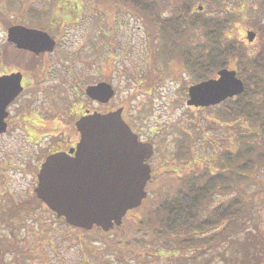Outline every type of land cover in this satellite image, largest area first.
<instances>
[{"label":"rangeland","instance_id":"obj_1","mask_svg":"<svg viewBox=\"0 0 264 264\" xmlns=\"http://www.w3.org/2000/svg\"><path fill=\"white\" fill-rule=\"evenodd\" d=\"M12 1L13 3H9L8 0H0V51L3 39L2 27L6 28V26L19 21L15 15L17 10L21 9L24 11L32 6L46 10L45 8L50 4L49 2L51 1L53 4L55 0ZM75 1L77 0H71V3L74 4L73 8H76V6L81 8L82 1L84 10L86 9L91 13L98 10V8L108 14L110 13V9L112 10V7L106 0H79L76 4ZM252 1L254 4V0ZM56 2H60V0H56ZM236 3H238L237 0H230L229 8L235 10L237 8ZM198 4L203 5L202 2H195L194 7H197ZM21 5H23V8H21ZM238 6L241 8L243 5L240 4ZM252 14H255L259 26L264 28V15L259 13V10L252 11ZM246 18L243 23L236 21L233 25L234 27L231 29L234 31L235 36L243 41L248 50L253 51L258 45L259 36H257L258 39L256 37L253 41H248L246 39V31L254 30L257 34L258 31L252 27V19L248 18V16ZM139 20L138 17L129 13L120 14L118 17L115 39L112 42V46H106L109 47V52L113 55L115 68L114 72L111 71L110 74L109 72L107 74L105 70V64L108 67L106 56L109 53L105 50L106 47L100 48L99 55L95 56L92 47L84 43L89 38L88 33L90 34L93 31L91 29L93 26L89 28L90 23L87 26V23L83 20L82 22L75 23L74 25L78 26V28L69 33L76 38V44H72L74 47H68L66 43L63 45L64 48H67H65L67 50L66 53H64V50H60L56 54L51 55L50 58L49 56H44L47 61L50 59V61L68 64L66 62V57L70 53L68 51L77 49L72 54L73 56L69 55L77 58L75 64L77 70L73 77L76 79L84 78V81L80 85H85L86 82H96L99 77L101 81L108 79L115 88V94L110 100V105L123 106V116L129 117L128 113H130L135 123L143 128L150 127L152 131L159 129L158 133L152 136H156L154 140L158 144L159 150L149 160V164L153 170L151 172V182L147 185L148 195L142 200L140 207L128 212L122 220V224L118 226L125 229L132 228V223H129L128 220L136 218L145 210H149L147 207L148 203H158L163 194L172 193L173 189L177 187L179 180L185 181V177L182 176L183 174L190 172V169H192L191 171H197L205 163L212 165L216 154L221 150L220 146L226 145L225 140H228L230 135L228 132L233 130L232 125L208 124L209 118L204 115L213 116L215 109L210 108L212 106L201 109L192 106L190 108L187 107L185 104L186 100H181L183 96L187 99V92L185 94L180 90V86L182 85L180 80L178 83L173 81L170 76L163 75V64L158 63V65H155V68L149 69L148 34ZM103 40L105 41L106 37ZM80 41L81 44L82 42L84 44H79L78 42ZM150 42H153L154 46H157L159 43L155 38ZM12 52L10 47L6 49L5 55L9 56L10 59L7 61L6 66L0 65V73L5 70L3 69L5 67L7 71L18 68V66L14 65L16 55ZM96 57H100L98 60L100 63V74L95 72L94 76L89 75V73H92V64ZM79 67H81L80 69L83 68L82 72L78 70ZM147 69L151 70L150 72L152 73L158 74L157 78L161 81L155 82L151 87H147L146 85L141 86L143 78H146V75L149 73L143 78L140 74ZM37 70L39 69L34 68L35 73L38 72ZM43 71L39 70L37 79H41L40 76L43 74ZM28 76L29 79H32L30 75ZM181 76L187 78V75L183 73ZM73 77L60 75L58 80L52 81V83L46 84V81L38 83L36 84L38 85V91L35 90L36 94H34L35 92L31 93L35 97V100H38V102L35 101L34 106H37L40 99L46 94L45 102L48 106L46 110L48 114H53V116L48 115L47 117L49 125H51V122L61 121L60 117H57V112H59L57 109L65 106L62 104L60 98L65 95H71L69 84L73 82ZM181 81L184 82L183 79ZM56 83H61L64 91L59 85L55 87ZM187 83V86L194 84L188 81ZM45 85L47 86L44 88L46 93L40 89ZM48 86H51V88L49 89ZM68 98H71V96ZM198 123L203 127H199ZM162 129L165 130L163 134ZM180 131L191 132L194 140H192L193 155L189 160L185 158L179 159L181 160L180 163L176 164L177 161H173V154L177 142L181 138ZM212 138H215L216 144L212 141ZM47 141L48 139L45 144ZM3 142V140H0V147ZM213 147L215 150H213ZM213 151H216V153L213 154ZM180 153L183 154L182 151ZM188 161L191 163H188ZM28 178V176H26V179L21 177L18 180L19 185L15 184L13 186V189H15L13 196L19 202L14 207L17 213L15 217L17 218L14 219L13 232L10 234V229L5 222L0 221V244H10L12 242L16 244L6 251H2L1 256L3 260H1L0 264H179L175 262V257L187 258L186 264H192L191 260H195L197 263L199 262L198 264H201L208 259L209 264H251V261L255 264L256 259H259L258 264H264V167L256 171L250 183L240 184L242 196L251 197L254 203V217L247 224L248 230L235 232L229 237V239H235L238 243H241L242 247L238 246L235 242L228 243L229 239H227L215 247L207 248L201 255H196L195 259L190 258L192 252L180 251L175 254V257L172 252L168 255L159 253V251L154 252L145 242V240L149 241L150 237L143 234H140V236L145 238L143 241L145 244L143 250L139 252H134L137 249L125 252L115 246H109L105 240H108L110 244H114L116 240L118 242L123 240L125 232L121 228H112L106 232V236H102L95 229L85 231H82L84 229H74L63 219L60 218L61 220H59L50 211L37 206L38 198L34 197V192L32 186L29 185ZM231 195H219L216 197V200L228 199ZM3 197L0 196V203L3 202ZM2 204H6V202ZM123 221L125 222L123 223ZM134 235L136 234H132L128 238L132 239ZM129 242L133 244L131 240ZM247 242H250L248 245L250 250L247 255L251 253V259L244 258L246 252L243 253V248H245L243 243Z\"/></svg>","mask_w":264,"mask_h":264},{"label":"trees","instance_id":"obj_2","mask_svg":"<svg viewBox=\"0 0 264 264\" xmlns=\"http://www.w3.org/2000/svg\"><path fill=\"white\" fill-rule=\"evenodd\" d=\"M106 1L112 7V13L130 5L133 12L141 15L148 34L149 69L155 68L158 63L163 64V75L170 76L178 83L180 80V90L184 93L187 92V81L196 83L215 77L222 68L234 69L244 83L240 94L210 107L215 109L213 116L204 115L208 116L210 125L227 124L233 128L228 132L230 135L225 140L226 145L220 146L221 150L216 154L212 165L205 163L197 171L190 169V172L183 174L185 181L179 180L172 193L163 194L158 203H148L149 210L128 220L132 223V228L115 226L114 228H121L126 234L122 241L116 240L114 244H110L105 240L109 246L125 252L133 249H137L134 252H139L146 242L154 252L166 255L172 252L174 257L180 251L192 252L190 258L195 259L196 255L224 242L235 232L247 231V224L254 217L252 198L242 196L240 184L250 183L256 171L264 167V29L259 27L255 14H252L255 8L258 9V3L255 0L254 4L252 0H237V8L231 10L230 0ZM263 1L259 0V13L264 15V6L261 5ZM8 2L13 3L12 0ZM195 2L203 3L201 11L194 7ZM240 4L243 5L241 8L238 6ZM72 7L74 6H70ZM246 16L252 19V27L260 33L258 45L253 51H249L231 29L236 21L243 23ZM154 38L159 42L157 46L150 42ZM106 59L108 64L113 60L112 56ZM150 71L147 69L140 74L143 78L149 73L143 78L141 86L151 87L155 82L161 81L157 78L158 74ZM182 73L187 78L181 76ZM184 97L181 98L182 101ZM198 126L203 127L199 123ZM182 136L183 140H178L181 150L178 149L189 160L192 158L190 148L193 137L188 132H183ZM212 141L216 144L215 138ZM229 194L232 195L228 199L216 200L219 195ZM37 206L50 211L39 199ZM93 229L102 236L107 235L98 227ZM129 229L132 230L125 231ZM132 234L136 235L132 239L128 238ZM140 234L148 235L150 240L146 241ZM230 242L242 247L235 239H229L228 243ZM250 242L243 243V253L246 252L244 258L247 259L252 256L251 253L247 255ZM14 245L16 244L13 242L0 244V262L3 260L2 251ZM191 261L192 264L199 263ZM258 261L256 259L255 264ZM175 262L186 264L187 258L175 257ZM203 263L209 264V259Z\"/></svg>","mask_w":264,"mask_h":264},{"label":"water","instance_id":"obj_3","mask_svg":"<svg viewBox=\"0 0 264 264\" xmlns=\"http://www.w3.org/2000/svg\"><path fill=\"white\" fill-rule=\"evenodd\" d=\"M246 35L252 41L255 32L248 30ZM8 40L34 53L54 47L46 32L22 26H11ZM21 90L20 72L0 75V133L5 129L6 106ZM242 90L243 82L235 70L222 68L216 78L191 85L186 103L207 107ZM86 94L106 103L114 89L102 81L87 86ZM122 111L118 107L81 116L76 121L80 134L76 147L69 153H52L41 164L36 197L71 226L85 230L96 226L106 232L120 225L127 211L138 207L147 196L145 187L151 177L147 160L154 152L153 145L138 139Z\"/></svg>","mask_w":264,"mask_h":264},{"label":"flooded vegetation","instance_id":"obj_4","mask_svg":"<svg viewBox=\"0 0 264 264\" xmlns=\"http://www.w3.org/2000/svg\"><path fill=\"white\" fill-rule=\"evenodd\" d=\"M78 1L79 0L75 1V4ZM255 1L259 5V0ZM49 3L50 4H48V6L45 8L46 10H44V8L33 7L32 5V7H28L24 11L21 9L17 10L15 15L16 18H19H17L19 21L15 24L6 26V28L2 27L3 39L1 41L2 45L0 51V65L2 64L1 66H6L7 61L10 59L9 56L7 57L5 55L6 49L10 47L13 51L12 53L16 55L14 59V65L18 66V68L7 71L5 67L3 68L5 70H3L0 75L20 72L22 85V90L6 106V116L4 118L5 129L0 133V140L4 141L0 147V196H4L2 200L3 202L0 203V221L5 222V224L10 229V234L13 232L12 227L14 219L17 218L15 217L17 213L14 207L16 203L18 204L19 202H17V199H15L13 196V191L15 190L13 189V186L15 184L19 185L18 180H20L21 177L26 179V176H28L29 185L32 186L35 197V188L38 183L37 175L45 158L48 155L56 152L64 151L69 153L70 149H74L76 147V144L80 138L79 131L76 128V121L81 116L86 114L93 112L104 113L120 107L113 106L112 104L110 105V100L114 95L109 99L108 102L101 103L100 101L92 99L86 94L87 86L96 85L102 81L111 84L108 79L101 81L99 77L98 81L96 82H86L85 85H80V83L84 81V78L76 79L73 77L77 70L75 68L77 58L72 57V54H74L77 49L68 51L70 52L69 54L72 55L71 56L68 54L66 57V62H68V64H62L53 60L50 61V59L47 61L44 56H49L50 58L51 55L56 54L60 50H64V53H66L67 48L65 47V49L63 47V45L66 43L68 44V47H74L72 44H76V38H74V36L70 35L69 33L75 31L78 26L74 24L80 21L82 22V20L87 23V26L90 23L89 28L93 26L91 28L93 31L90 32V34L88 33L89 38L84 43H86L88 46H91L93 52H95V56H97L100 53V48L103 49L108 45L112 46V42L115 39L116 25L118 24L117 20L120 14L129 13L136 17L140 16L133 12L130 5L126 6L124 9L122 8L119 11L114 10L113 13L110 12L108 14L100 8H98V10L95 12H88V10H84L82 7V1L81 8L79 6H76V8H70V6H74V4L71 3V0H63V2L62 0H60V2H56L55 0L53 4L51 1ZM261 5L264 6V1L261 2ZM22 6L23 5H21V8H23ZM257 10H259V8ZM91 23H93V25H91ZM11 26H22L46 32L51 37V39L54 40L53 49L51 51L34 53L28 49L18 47L15 43L8 40V30ZM105 37L106 40L104 41L103 39ZM78 43L81 44V41ZM84 43L82 42L81 45ZM105 50L108 52L110 51L109 47H106ZM111 56L113 55L109 52L106 57L110 58ZM99 59L100 57L94 58V63L92 64V73H89V75L94 76L95 72L100 74V63L98 62ZM105 65L107 74L108 72L110 74L111 71L114 72L115 68L113 60H111V62L108 64V67L107 64ZM34 68H38L40 71L44 70L43 74L40 76V80L36 78L39 70H37L38 72L35 73ZM80 68L81 67H79L78 70L82 72L83 68ZM27 74L31 76L33 82L32 79H29ZM60 75H68L69 77H73V82L69 84L71 98H68L70 97L68 95L60 98L62 104L65 106L63 108L59 107L57 109L59 111L57 112V117L59 116L61 121L51 122V125H49L47 117L48 115L53 116V114H48L46 110L48 108L45 102L46 94L40 99L38 105L34 106L35 101L38 102V100H35V97L31 93L35 92V90L38 91V85L36 84L44 83L45 81L46 84L52 83V81L58 80ZM57 85L61 87V83H56L55 87ZM46 87L47 86L45 85L40 89L46 93L44 90ZM48 88L50 89L51 86H48ZM34 94H36V92ZM123 111L122 117L129 124L131 129L137 134L138 139L141 141L151 142L153 144L155 155L159 150V146L154 140L156 139V136H152L158 133L159 129L152 131V128L150 127L143 128L135 123V120L130 113H128L129 117L123 116ZM163 132H165L164 129H162V134ZM47 139L48 141L45 144ZM177 146L174 149L175 152L173 154V161H177L176 164H179L178 161H181L179 159L184 158V153L181 154L180 150L178 149L179 142H177ZM190 150H192V147ZM70 154L74 155V152ZM152 157L148 159V163ZM152 170L153 169L151 168V172ZM149 182H151V180L147 182L146 189ZM4 202H6V204H2Z\"/></svg>","mask_w":264,"mask_h":264}]
</instances>
